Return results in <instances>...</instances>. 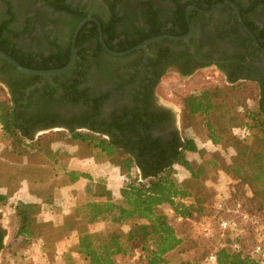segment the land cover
I'll return each instance as SVG.
<instances>
[{
	"label": "trees",
	"instance_id": "trees-1",
	"mask_svg": "<svg viewBox=\"0 0 264 264\" xmlns=\"http://www.w3.org/2000/svg\"><path fill=\"white\" fill-rule=\"evenodd\" d=\"M47 1L57 9L72 14L66 22L69 43L59 50L60 54L50 57L25 54L16 49L12 42L2 44L0 41L3 51L29 68L64 67L70 59L73 34L78 24L87 17L83 8L67 5L65 0ZM172 1L178 8L173 18L168 20L172 22L171 27L159 22L157 13L152 12L150 27H137L134 32L117 30L120 16L115 4L111 5L112 19L105 25L109 30L103 28L107 46L125 51L154 36L185 34L188 31L185 9L191 2ZM8 13L13 19V11ZM91 23L81 29L76 43V47L86 55H89V51L83 40L88 35L86 26ZM6 24L0 36L7 31ZM92 34L95 40L90 50L93 53H105L99 41V31H93ZM260 36H264V29H261ZM163 42L181 44V41L167 38L160 40L159 44ZM163 50V55L170 52L169 48L164 47ZM140 52L143 53V50ZM4 61L10 69L19 72ZM85 61H77L76 64L85 68ZM26 77L30 80L28 83L32 84L40 75ZM72 87L73 84L66 88V94L77 95V89ZM258 87L260 101L257 111L251 110L246 104L236 103L228 88H209L192 93L183 100L189 126H202L212 144L234 149L235 153L229 162L224 160L225 156L220 152L208 154L205 149L198 147L194 138L183 134L177 126L166 132L164 124L169 121L167 113L156 114L144 109V113L131 119H127L125 114H114L96 120L91 126L68 121L66 124H57L55 121L46 122L41 117L34 120L31 116L30 119L22 110H18L17 104L10 98H0L1 132L3 139L9 141L11 146V150H3L0 154V190L3 189L0 191V203L7 204L11 197L18 194L24 182L29 186L30 195L35 198L29 201L22 199L14 207L17 217L16 241L29 248L40 240L43 249L52 253L68 234H77V242L70 246L69 254L66 255L69 264H120L119 256L125 255L134 256V264H205L211 242L201 238L200 245L199 241L181 236L172 220L177 217L191 219L197 215H211L207 203L219 197L227 203H243L248 212L259 216L264 223V92ZM85 95L83 92L77 97L82 99ZM92 98L89 97L92 104L88 106L90 118L93 111H101L98 106L100 98ZM238 105L245 106V109L240 112ZM151 121H155L154 127ZM55 127L64 128V132L57 134L61 139L69 138L79 147L85 145L92 149L90 156L98 162L111 161L121 155L117 165L123 176L121 189L112 190L104 181H96L91 174L79 169H67L63 165L59 167L63 175L57 174L58 168L55 169L52 162L59 165L62 160L59 151L51 145L56 139H47L48 135H45L35 140L33 135L37 130ZM190 153L199 156L195 164L189 157ZM31 156L38 161L32 164L24 161L25 157ZM177 164L187 170V178H178ZM203 164L208 166L204 172L201 171ZM49 167L56 170L55 176L60 174L58 177L61 181L64 176L68 181L52 185L47 180ZM216 172L221 174L222 181L215 180L213 175ZM82 178L90 182L87 186L89 199L70 207L71 212L61 226L42 220L43 206L47 203L56 204L57 189H69ZM58 205L64 207L63 202ZM101 222L119 228L94 231L93 226ZM124 226H128V229L122 230ZM249 237L252 236H231L227 241H242ZM205 241L210 243L207 249ZM187 250H194V256L179 262L173 260V255ZM216 256L214 264H263L250 252L233 251L230 246L218 250Z\"/></svg>",
	"mask_w": 264,
	"mask_h": 264
},
{
	"label": "flooded vegetation",
	"instance_id": "flooded-vegetation-1",
	"mask_svg": "<svg viewBox=\"0 0 264 264\" xmlns=\"http://www.w3.org/2000/svg\"><path fill=\"white\" fill-rule=\"evenodd\" d=\"M18 1L0 0L3 4V6L0 5V31L8 23L7 31L0 36L2 44L12 42L16 49L22 53L43 54L45 57L58 54L60 49L67 46L69 39L64 34L67 27L66 22L72 17L71 13L57 9L47 0H34L35 5H30V0H22L25 5L27 4L25 7L28 8V14L22 18L20 16L21 5L19 4L21 2L18 3ZM181 1L191 2L185 9L188 23L186 33L190 30V24L191 33L186 40H174L181 41L180 47L183 48L175 52L171 50L169 54L163 55L164 47L159 44L160 40H158L148 44L146 49L136 50L142 57L143 67H139L129 76H106L102 80V84L105 85L104 91L92 98V100L100 98L98 106L101 107V111L98 113L93 111L91 118L88 116V106L92 102L88 100V106L83 110L74 106L77 102L70 99L71 96L66 93L57 96L53 93L34 90V88H45L42 86L41 80L36 81L35 79L32 84H29L30 80L26 76L34 74L10 69L1 57L0 85L5 89L8 98L17 104L15 105L18 110H22L23 114L29 116L30 119L39 120L41 117L46 122L55 121L57 124H66L68 121L74 122V124L86 123V126H91L94 124L93 122L101 120L103 117L109 118L114 114H125L127 119H131L138 116L139 113H144V109H148L152 113L168 114L169 121L164 124L166 132H170L177 126V116L171 106L158 100L156 88L171 65L175 66L173 70L180 76H189L198 68L216 66L229 82L253 79L258 83L263 93L264 36H260V33L261 29H264V23L257 21L255 13L259 7L264 6V0H230L237 5L239 10L227 0ZM76 2L77 0H65L67 5L81 9ZM161 2V0H106V6L102 13L84 9L87 17H95L101 27L100 30L95 21L87 22H92L86 26L88 35L83 40L87 51H90V46L95 40L93 31H99V41L101 31L105 42L103 28L112 19L111 5L113 4L120 16L118 31L128 29L134 32L137 27L149 28L152 12L157 13L159 22L171 27L172 22H168V20L173 18L178 6L172 0H164L168 6L163 8ZM9 11H13V19L8 16ZM191 15L192 20H190ZM106 29L109 30L107 27ZM43 46L49 48L46 53L39 50ZM140 50H143V53ZM136 51L127 55L134 54ZM105 54L112 55L106 51L105 53L86 55L77 48L72 67L64 73L77 72L78 76H81L84 68L77 66V61L81 62L85 59L86 67L92 55ZM75 91L78 93L77 95H83V92ZM86 98L88 99L85 95ZM31 116L33 117L31 118ZM153 122L151 121V124L154 127ZM155 130L156 128H154ZM9 238L8 227L4 225L0 213V264H3V254Z\"/></svg>",
	"mask_w": 264,
	"mask_h": 264
},
{
	"label": "rangeland",
	"instance_id": "rangeland-1",
	"mask_svg": "<svg viewBox=\"0 0 264 264\" xmlns=\"http://www.w3.org/2000/svg\"><path fill=\"white\" fill-rule=\"evenodd\" d=\"M19 1L21 3H19ZM18 3L21 5L20 16L23 18L28 14V8L25 7V3L22 0H19ZM163 8L168 6L167 2L161 0ZM17 2V0H16ZM80 5L81 8L94 11L97 13L104 12L106 0H77L76 2ZM36 2L34 0H30V5H35ZM0 5L3 4L0 2ZM24 6V7H22ZM255 18L257 21L264 23V6L259 7L255 13ZM17 28H19L17 26ZM67 28V27H66ZM67 34V29L65 31V37ZM161 45L165 48H169V50L179 51L183 47H180V44H172L169 42H163ZM43 53H46L49 48L48 46H43L39 49ZM89 55L92 52L90 50L87 52ZM142 57L139 52H136L131 55L124 56H115V55H100L94 56L92 55L89 60V64L84 68L83 74L78 76L77 72H69L63 73L59 75H51V76H40L36 79V81L41 80L42 86L41 90L47 93H53L57 96L64 95L66 92V88H69V85L73 84L75 89L80 92H85L86 98H78L76 94L71 95L70 99L75 100L77 103L74 104L78 108L85 109L88 106L89 97H94L97 94L102 93L104 90V86L102 84V80L109 75L113 76H129L133 74L139 67H143ZM175 66H169V71L165 73L159 84L156 88V93L158 96V100L168 106L175 111L177 116V127L178 129L190 138H194L198 147L205 149L208 154H212L214 152L222 153L226 162L230 161L231 156L235 153L233 148H225L220 146H216L210 142H208L207 131L202 127L198 126L197 128L189 126V120L184 112V104L183 100L186 96L192 93H199L203 90L209 88H225L229 89L230 94L234 96L235 102L238 104H246L248 108L253 111H257L259 109V101H260V90L258 87V83L252 79L249 80H236L234 82H229L227 78L220 72V70L216 66H206L204 68H198L189 76H180L178 75L174 69ZM83 76V77H82ZM70 82V83H69ZM0 98L6 99L8 95L6 94L3 86L0 85ZM238 105V109L242 112L245 109V106ZM198 123V121H197ZM64 132V128L55 127L45 130H37L33 135L34 139L37 140L41 136L48 135L47 139H56L52 142V148L54 150H58L61 157V162L59 165L53 164L55 169L58 168L57 174L60 173L63 175L62 171L59 169L60 166H64L67 169H79L87 172L93 176L96 181L102 180L108 186L112 188L119 186L123 180L120 174L117 171L118 163L121 161V155H118L116 158L111 161L98 162L94 157L90 155L93 153L92 149L83 145L79 147L75 142H72L69 138L61 139L58 133ZM45 142V140H44ZM43 142V143H44ZM11 150V146L9 145V141L3 139L0 125V154L3 150ZM189 157L191 161L195 164L199 161V156L194 153H190ZM25 162L30 164L38 161L36 157H25ZM10 164H13L10 162ZM177 172L178 178H184L185 168L181 164H177ZM208 169V166L202 165L201 171L204 172ZM50 174L47 176L48 182L55 183L68 181L66 176H62L63 180L55 176L56 170L52 167H49ZM59 171V172H58ZM215 180L222 181L223 177L219 172L213 175ZM89 181H82L79 183V187H76L72 191L67 188H60L56 191V204L50 205L47 203L43 206L42 211V220L52 221L54 225L61 226L63 225L65 213H63V209L65 207H61L58 205L63 202L67 204L68 207H74L77 204H81L89 199V195L87 194V186L89 185ZM53 185V184H52ZM3 190V189H2ZM0 190V191H2ZM34 200L35 198L30 195L29 186H27L26 182H24L21 188L18 191V194L11 197L7 204L0 203V213L2 214V221L4 225L8 227L10 238L8 239V245L5 248L3 254V264H69L67 261L66 255L69 254L70 246L74 245L77 240V234H68L67 238H64L61 242L56 245L55 252L49 253L45 249H43V243L40 240H37L32 244L29 248L24 247L22 242H17L15 239L16 228H17V217L15 214L14 207L16 203L21 200ZM212 198L209 201L208 209L212 210L213 207ZM72 204V205H71ZM58 208H61L58 210ZM201 216H194L188 221L184 223H178L175 220L173 221L174 226L176 227L178 233L181 236H187L188 238L199 241L201 245V237L198 233L199 222L201 221ZM118 226L107 223H99L97 226H93L94 231L101 230H112L118 229ZM122 230H127L128 226H124L121 228ZM249 236V235H248ZM252 237L247 239V243H251ZM204 246L206 249L210 245L209 242L205 241ZM187 248V246L185 247ZM184 248V249H185ZM195 251H185L182 253H178L173 255V260L175 262H179L180 260H184L186 258H190L194 256ZM197 253L200 250H196ZM118 261L120 264H134V256H119ZM80 262V260H79Z\"/></svg>",
	"mask_w": 264,
	"mask_h": 264
},
{
	"label": "built area",
	"instance_id": "built-area-1",
	"mask_svg": "<svg viewBox=\"0 0 264 264\" xmlns=\"http://www.w3.org/2000/svg\"><path fill=\"white\" fill-rule=\"evenodd\" d=\"M211 215L202 217L199 222V236L211 242V250L205 259V264L216 262V252L230 246L233 251H247L257 256L264 264V223L260 217L248 212L243 203H227L221 198L213 200ZM190 219L177 217L178 223H184ZM251 235L253 240L248 244L247 240L228 242V237Z\"/></svg>",
	"mask_w": 264,
	"mask_h": 264
},
{
	"label": "water",
	"instance_id": "water-1",
	"mask_svg": "<svg viewBox=\"0 0 264 264\" xmlns=\"http://www.w3.org/2000/svg\"><path fill=\"white\" fill-rule=\"evenodd\" d=\"M227 1L237 7V5L235 3L231 2L230 0H227ZM237 9H238V7H237ZM88 21H95L98 23V25L100 27V22L95 17H92V16L86 17L85 19H83L78 24V26H77L74 34H73V38H72L71 57L69 59V62L64 67L52 68V69L29 68V67H26V66H23L22 64H20L16 59H14L11 55H9L5 51H3L1 48H0V57L3 58L4 60H6L7 62H9L17 70H19L20 72H23V73L34 74V75H55V74L64 73L67 70H69L73 65V62L75 60V53L77 52V47H76L77 37H78L81 29L83 28V26ZM100 30H101V27H100ZM190 33H191V24H190V30L186 34H183V35L162 34V35L154 36V37L149 38V39L141 42L140 44H138V45H136V46H134L128 50H125V51H117V50H113V49L109 48L106 45V43L104 42L103 35H102L101 31H100V41H101L102 46L106 52H108L112 55H116V56H124V55L130 54V53H132L136 50H139V49H146L148 44L155 42V41H158V40H161V39L167 38V39H172V40H186L188 38V36L190 35Z\"/></svg>",
	"mask_w": 264,
	"mask_h": 264
},
{
	"label": "crops",
	"instance_id": "crops-1",
	"mask_svg": "<svg viewBox=\"0 0 264 264\" xmlns=\"http://www.w3.org/2000/svg\"><path fill=\"white\" fill-rule=\"evenodd\" d=\"M208 142H210V143H212L211 141H208ZM117 168V171H118V173L120 174V176L122 177V179H123V176L121 175V173H120V169H119V167H116ZM177 168V167H176ZM83 171V170H82ZM184 174V178H187L188 176H189V174H188V172H187V170H185V173H183ZM86 179H84V178H82V179H80L76 184H74V185H72V186H70L69 187V189H74V188H76V187H79L78 185H79V183H82V181H85ZM122 182L121 183H119V186H118V184H117V186H115V187H111V186H108L110 189H112V190H116V189H121V187H122V183H123V180H121ZM72 205V204H71ZM209 205V202L207 203V206ZM63 206L65 207L64 209H63V213H65V215L67 216V215H69L70 214V212H71V208L70 207H68V205L67 204H64L63 203ZM58 210H60V208H58ZM65 216V217H66ZM99 224V223H98Z\"/></svg>",
	"mask_w": 264,
	"mask_h": 264
}]
</instances>
